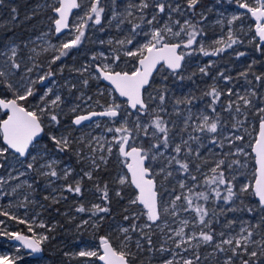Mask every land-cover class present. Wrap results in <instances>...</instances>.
Here are the masks:
<instances>
[{"label": "snow or ice", "instance_id": "snow-or-ice-1", "mask_svg": "<svg viewBox=\"0 0 264 264\" xmlns=\"http://www.w3.org/2000/svg\"><path fill=\"white\" fill-rule=\"evenodd\" d=\"M3 2L0 0V4ZM216 2L220 3V0ZM227 2L244 10L239 15H232L228 20L229 26L244 15H250L254 28L249 26V31L254 34L249 41L256 44V51L264 54V0ZM201 3L202 0H184L183 4L179 0H123L121 4L118 0H54L50 5L55 14L53 31L59 36L69 30L72 33L70 39L58 44L49 40L47 46H41L39 51L30 49L27 59L31 66L22 58L18 59L19 45L11 44L0 49V87L3 88L0 110L6 116L0 119V169L7 171V175H0V196L18 195L21 203L16 206L26 209L34 200L30 198L31 192L22 190L25 187L34 190V185L28 180L21 181V177L36 173L48 178L47 186L52 194L44 199L51 200L52 204L67 200L64 192L82 197L85 191L83 180L98 181L94 173L106 168L113 148L122 166L115 179L121 189L115 190V196L123 199V189H134L128 207L139 206L140 211L129 213L125 208L128 214L123 219L131 223L119 227L122 239L117 237V246H113L108 236H103L100 238L102 254L80 251L78 255L81 257H97L103 264H130V260L135 258L130 245L132 234L136 233L139 238L134 243L138 251H144L146 244L149 253L158 250L162 255L167 253L170 256L162 264H202L203 260H215L220 255L224 258L219 264H264V107L254 104L258 99L255 87L246 88L243 93L234 91L231 86L234 78L221 71L218 77L229 86L220 88L215 83L210 86L203 93L209 98L203 107H197L199 98L192 93L176 97L170 95L166 84L154 87L156 75H161L162 82L169 76L185 80L184 69L194 56H220L234 45L244 43L241 38L245 35L244 26L240 25L237 29L229 27L225 36L206 45L204 22L208 17L203 11H198ZM106 8L111 12L109 25L115 22L118 31L127 25L126 35L122 39L107 41L109 45L115 43L119 46L113 50L115 54L111 63H105L108 57L100 52L91 57L92 64H86L77 71L83 75L91 68L90 75L94 73V78L107 81L111 85L110 99L102 105L97 100L101 111L77 114L71 124L79 127L94 117H107L119 126L106 129L113 133L110 139L96 136L87 140L84 137L73 138L67 128L60 131L63 98L45 82L52 83L51 78L55 75L51 65L84 42L90 24H102ZM73 10L80 11L77 12L76 23L70 24ZM138 37H143V40ZM50 50L54 54L48 63V71L37 72L43 68L38 62L39 56ZM121 55L134 61L127 70H117ZM245 55L244 52L237 53L238 58ZM97 60L100 62L96 63ZM212 63L199 67V72L208 75ZM255 63L249 64L237 79L244 78L248 85L253 81H264V73L258 75L252 71ZM250 74L252 79L248 78ZM187 79L191 80L192 76H187ZM38 84L44 91L37 96ZM83 84L87 86L88 80L84 79ZM75 87L71 85V88ZM99 95L103 96V92ZM32 97L37 99L30 100ZM81 98L90 108L88 101L92 97ZM169 100L171 111L166 106ZM79 107L76 105L70 111L76 113ZM250 109H254L259 122L257 135L247 144L250 151H246L236 142L244 140L239 133L248 120ZM174 115L181 117L179 124L173 119ZM228 117L233 121L231 129ZM46 128L49 131L46 132ZM45 139L54 146L56 153H74L78 162L88 161L89 170L81 169L82 175L77 173L78 178L74 177V182L52 187L57 180L67 181L75 170L69 166L58 170L61 159L42 143ZM201 149H207L208 155L202 154ZM240 156L245 157L243 162ZM249 156L254 161L251 168ZM245 170L249 178L238 182L237 173L244 175ZM13 180L20 183L5 191L4 186ZM94 186L100 193L101 203L87 208L81 203L75 208L77 213L89 214V218L78 227L89 225L91 220V226L98 229L111 214L108 184L101 186L96 182ZM229 213L233 214L230 219ZM237 213L246 214L248 218ZM0 216L27 224L30 235L20 232L5 234L21 242L22 247L32 254L43 252V245L50 239L47 233L53 230L51 227L42 221L29 223L2 207ZM140 216L146 217L143 224L138 223ZM213 224L220 225V230L213 228ZM154 226L164 237L158 249L153 245ZM36 228L45 229V232H37ZM169 241L174 247H166ZM205 246L211 247L212 251L202 258L199 249ZM0 264H16V259L0 256Z\"/></svg>", "mask_w": 264, "mask_h": 264}, {"label": "rangeland", "instance_id": "rangeland-1", "mask_svg": "<svg viewBox=\"0 0 264 264\" xmlns=\"http://www.w3.org/2000/svg\"><path fill=\"white\" fill-rule=\"evenodd\" d=\"M79 2H80V0H79ZM122 2H123V0H118V4H121ZM179 2L182 4L181 0H179ZM249 2L251 3L252 0H249ZM53 3H54V0H37V2L35 3L36 6H34V8L37 9L38 11H41V12L44 9L50 8V11H49L50 14L46 17L42 16L40 18L39 26L41 25L40 27L42 28V30L40 32H38L35 35H26L25 37L14 36L13 34L9 35V29H11V27L13 25H15V24L17 25L19 22L16 20H13L10 16L11 13L6 12L7 10H3L2 8H0V49H4L6 46L11 45V44L19 45L20 46V56L18 57V59L22 58L24 60V62L26 64H28V66H31V62L28 61V59H27L29 52H30V49L36 48L37 51H39L41 46H47V41H49V40L53 44H58L61 41H66V40L70 39L72 36V33H70L69 31H67L66 33H64L61 36H58L57 38H53V35H54V33H53V18H55V17L52 14V8L50 7V5H52ZM212 5L213 4L211 3V4H208V6H207V8H210L212 10V12H211V14H209V16L211 18L208 21L206 20L205 23L208 25H211V26L214 25L216 27L214 29V32H211L210 36L204 38V43L206 45H208L211 41L215 40L216 38H218L220 36H225L229 27H232L233 29H237L240 25H243L245 35H243L241 38L244 40V43L243 44H237L234 46L237 48L241 47V49H243L241 51H244L246 49V47L251 49V47L253 46L256 48V44L251 43L249 41V38L252 37L254 34L252 31H249V26H252V28H254L253 18H251L250 15H244L240 20L235 21L233 25L229 26L228 20L231 19L232 15H239L241 12H244V10L240 9L237 6V4H235V3H228L227 0L220 1V3H218V6H216V7L215 6L212 7ZM78 11H80V10H77L74 13L70 24L76 23V17H77ZM30 16H31V13L29 12L26 18H29ZM110 16H111V12L109 11V9H106L101 27H98L99 25L92 26L90 24L89 29H88L87 34H86V38L84 41H85L87 47H91V48L94 47L92 51H87L86 50L87 48L83 47V50H79L77 57L72 56L70 62L62 61L59 65L53 66L52 71L55 73V75L51 78L52 83L47 82L46 84H48V86L53 88L54 93H58L59 95H61V97L63 98V101L68 102V104H66L67 105L66 109L68 110V112H71L70 109L72 107H75L76 105H80V107L77 109V112L81 111L84 107H86V105L82 102V98H81L82 96H83V98H85L87 96H91L94 100L92 99L93 101L88 102V104L94 105L95 101L97 100V95H99V93L103 92V90H104L101 86H99V88H97L96 91L93 90L90 93H86V91H85L86 86H84L83 80L87 79L88 83L94 84L98 79L94 78V75H95L94 73H93V75H90V73L92 72L91 68L89 69V72H85V73H83V75H81V73L77 70L86 64H89V65L92 64L93 61L91 60V57L93 55H98L100 52H104L105 55L108 57V59L105 60L104 62L105 63H111V57L115 54L113 50L118 49L119 46L116 45L115 43H113L112 45H109L107 43V41L109 39H112L113 41H115L117 39L124 38V36L126 35V32H127L128 26L125 25L124 30L121 31L122 34H118V33H120V31H118L115 28V22H113L111 26L108 23ZM49 20H50V22H48ZM218 21H222V23H218ZM45 34H47V35H45ZM101 34H104V36L101 37ZM138 39L143 40V37H138ZM100 41H104L105 43L102 44V43H100ZM257 42H258V39H257ZM25 45H27V47H25ZM129 47H131V46H129ZM53 54L54 53L50 50L47 53H42L39 56L38 62L43 65V68L37 69L36 70L37 72H47L48 71L47 70L48 69V63L50 62ZM245 56L246 57L248 56V52H246ZM203 57L206 58V63H209V62H213L214 58L217 56H203V55L194 56V57L190 58L189 65H191V66L194 65V66L198 67L197 69L199 70V67L206 65V63L203 60L204 59ZM250 60H252V59L250 58ZM124 61H128V63L126 64V63H124ZM99 62H100L99 60L96 61V63H99ZM130 66H131L130 58H126L123 55H121V63L119 64V67L117 68V70L125 69L126 67L128 68ZM61 68H63L62 72L60 71ZM221 84L226 85V83L223 81V79H221ZM71 85H76V87L71 88ZM251 87H253V85H248V84L242 83L240 86H236L233 89H234V91H240L241 93H243V91L246 88H251ZM43 91H44V89H41L37 93V96ZM177 97H181V96H177ZM262 97H263V95L258 97V99L254 100V104L257 107H264V98H262ZM234 98L235 97H233V99ZM36 99H37V97L30 98V100H33V101ZM170 111H171V106H170ZM62 113H63V110H62ZM224 115L227 116L226 113ZM173 118L177 121L178 120L180 121V119H181V117H177L175 115L173 116ZM239 119H243V117H239ZM258 122H259V117L254 115V109L248 110V120H247V122L244 123L243 128L240 129V133H239L240 135L244 136V138L246 140H243V142H240V141L236 142L237 144L244 146L246 151H250V149L247 147V144L251 140H253V138L256 136ZM97 123L99 124V127L96 126ZM232 123H233V121H231V118L228 117L229 129H231ZM103 125H107V126L111 127L110 124L108 125V124H106V122L98 120V121H95V122L89 124L88 126H82L81 128H79V131H77L76 134H74V138H79V137L85 138V135L90 133V134H92V136L107 137L108 139H110L111 136L113 135V133H108L103 128ZM65 128H67L68 131H70V132L72 130L71 127L69 126V123L63 124L62 127L60 128V131L63 132L65 130ZM244 129H247L248 131L245 132ZM48 131H49V129H48ZM53 131H55V129H53ZM249 133H251V135H249ZM42 143H44V141ZM77 147H80V146L77 145ZM209 147H211V146L209 145ZM114 150L116 151L115 148H113V152H114ZM217 150H219V149H217ZM226 150L227 149H225V151ZM84 151H85V149H84ZM85 152H87V151H85ZM72 154L75 157V163L79 164L78 167L74 166L75 164H72L68 161L62 160L63 158H62L61 154L53 152V155H55L61 159L58 170L64 168L65 166H69V167L73 168L75 171L73 172L72 176H69L67 181H64V183H61L60 180H57L55 182V184L52 185V187H55L56 185L60 186V185H63L65 183L74 182L73 178L77 177V173H80V175H82L81 169H83L85 171L89 170L88 161L78 162L76 155L74 153H72ZM204 154L206 155V153H204ZM239 158L241 159L242 162L245 160V157H243V156H240ZM247 159L249 160V168H251L252 165L254 164V162L252 161L251 156H249ZM20 170L23 171V169H20ZM120 171H121V169L118 171L111 172L109 174L111 182L115 181L117 174ZM15 174L16 173L14 172L13 175H15ZM0 175H7L6 169H0ZM237 177H238V182H243L247 178H249V173L247 170H245L244 175H240L239 173H237ZM23 180H28L30 183H33L34 190L36 188L40 189V191L43 190L45 193V195L43 194L44 197L51 195V194H49V191H51V188L47 186L48 185V178L40 177L36 173H30L24 177H21V181H23ZM36 182H39L41 184V186H37ZM17 183H20V181H16V180L11 181V184L4 186L5 191H9L11 186L15 185ZM34 190H29L25 187L22 191L32 193ZM66 195L67 194H65V196ZM30 198L32 200H34V203L36 204L35 209H31V208L25 209L23 207H17L16 205L21 203V200H20L18 195L0 196V207H2L4 210L9 211L11 214L16 215L20 219L28 220L29 223H32L33 220H36L37 222L42 221L45 223V221H44L45 215L43 214V210L41 208V205H43L42 200L40 199L41 197L36 198V197L31 196ZM82 199H85V198L82 197V198H80L79 201H83ZM128 201H127L126 206H124V208H123L124 212H125V208H128L129 213L140 211L139 206L128 207ZM63 203L65 204L66 202L63 201ZM9 204H11L12 206L9 207ZM66 204L68 205V203H66ZM91 204L92 203H88V207ZM72 205H74V204L72 203ZM62 214H65V211H63ZM126 214H128V213L125 212L124 215H126ZM124 215H123V217H124ZM184 215H188V214H184ZM236 215H244V217L246 219L248 218L246 216V214L237 213ZM228 216L230 219V218H232L233 214L229 213ZM74 218L77 219V223L74 224L75 230H77L78 225H80L84 219H88L89 216H84V215L82 216L77 212L76 213L73 212L71 214V216L68 217V219L71 221ZM145 220H146V218L144 216H140L138 218V223L143 224L145 222ZM0 221H3V224H0V256H8L10 258L16 259V264H56L54 262H50L48 256H46L44 251L40 255V257H38V258L23 260V258L25 257V252L21 250V247L19 245L9 242L7 240L9 235L5 234V233L19 232V231L10 230L8 228V225L5 223V221H6L5 218H1ZM91 223H92V221L90 220L89 225H84V227H86V228L92 227ZM114 223H112V225H113L112 230H114L115 228H118V233L116 234V237H119L120 239H122V236H120L119 227H126L131 223V221H125L124 219H121L119 222L116 223V226H114L115 225ZM16 224H19V222L17 221ZM21 225L25 227V230H27V227H28L27 224H21ZM33 226L35 227V225H33ZM175 226L176 225L173 224V227H175ZM49 227L53 228L52 226H49ZM71 227H73V226H70V228ZM36 231L43 233V231L38 230L37 228H36ZM152 231L154 233L153 237H152L153 245H154L155 249H158L160 247V245L163 243L164 237L159 232V230L157 228H155V226L153 227ZM132 235H133V242L131 243V245H133L135 240L139 238L136 233H133ZM141 243L143 244L144 242L141 241ZM131 245H130V248H131ZM145 245H144V248H145L144 251H142V252L138 251L136 249L135 245H134L135 250L133 251V253L135 252V255H136V252L143 253V259H144L143 261L145 262L144 264H162V261L164 259L170 258V256L167 253L162 255L158 250L149 253L147 251V248L145 247ZM166 247H174V245H172L171 241H169L168 244L166 245ZM74 248L75 247H73L71 249V251H69L68 255L71 256V258H70L71 260L78 259V261H77V263H72V264H86L88 262V259L78 255V253L80 251H96L91 246L89 247L86 245H81V247H79L77 249H74ZM211 251H212V248L207 247V246L199 249V252H200L202 258L204 256H206L208 253H210ZM185 255H190V253H186ZM223 258H224L223 255L218 256L215 260L209 258L207 260H203L202 264H219V262L222 261Z\"/></svg>", "mask_w": 264, "mask_h": 264}, {"label": "trees", "instance_id": "trees-1", "mask_svg": "<svg viewBox=\"0 0 264 264\" xmlns=\"http://www.w3.org/2000/svg\"><path fill=\"white\" fill-rule=\"evenodd\" d=\"M181 1L183 4L184 0ZM36 2L37 0H4L3 4H0V8H2L3 10H7L6 12L11 13L10 14L11 18L19 22L17 25L15 24L11 27V29H9V35L13 34L14 36L25 37L26 35H35L42 30V28L40 27L41 25L39 26L40 24L39 20L42 16L46 17L50 14L49 13L50 8L44 9L42 12L38 11L37 9L34 8V6H36L35 4ZM211 3L213 4L212 7L218 6L216 0H202L201 5L198 6V11H203L207 15L208 17L207 21L211 18L209 14H211L212 10L209 11L210 8H207L208 4ZM13 9L16 10L15 13L13 12ZM29 12L31 13V16L29 18H26ZM48 22H50V20ZM101 26L102 25H99L98 27ZM215 27L216 26L214 25L211 26L204 22V31L207 33L206 37L210 36L211 32H214ZM118 34H122V32L120 31V33ZM103 36L104 34H101V37ZM53 38H57V36L53 35ZM83 47H86L87 51H92L94 48V47L93 48L87 47L84 41L78 48H73L67 56L62 57L61 60L57 61L55 64H52L51 70H53V66L59 65L62 61L70 62L72 56L77 57L79 50H83ZM241 50H243L241 49V47L237 48L233 46L232 49H228L222 55L217 56L215 58L213 57L215 62L213 61L214 63H212V66L208 69V75L206 76L199 72V70L197 69L198 67L191 65H188L187 68L184 69L183 74L185 75L186 78L183 81L174 79L173 77L169 76L167 81L161 82L162 81L161 75H156L154 87L157 88L161 87L163 83L167 85L170 95L174 94L177 97L192 93L193 95L199 98L198 102L204 101L203 104H207L206 101H208L207 100L208 97H204L203 93L206 90H208L210 86H212L214 83L220 88H225L228 86L225 84H221L222 78L218 77L219 72L223 71L225 75H231L234 78L233 81L231 82L233 88H235L236 86H240L242 83L247 84L244 78L240 77L237 79V77H239L240 72L247 70L248 65L252 64L253 61H256V63L253 64L252 71L258 75L264 73V54L256 51V48L253 46L251 47V49L246 47L244 51ZM238 52H244V53L248 52V56L247 57L242 56L238 58L237 57ZM250 58L252 60H250ZM203 60L206 63V58H204ZM130 61L134 62L132 58H130ZM207 64L208 63H206V65ZM125 70H127V67L125 68ZM189 75L192 76L191 80L187 79V76ZM248 78L252 79L251 74L249 75ZM47 82L48 81H46L45 83ZM252 85L256 89L257 97L263 95L262 98H264V81H261L259 83L253 81ZM36 87H37V93L41 89H43L39 84ZM184 90H186V92ZM85 91L86 93L92 91V83H88V85L85 87ZM2 92H3V88L0 87V93ZM98 99L101 105L106 104L105 101L101 100L100 96L98 97ZM62 110H63L62 113V125H63L64 123H66V119L71 116L70 115L71 113L69 114L65 106H62ZM2 117H3V113L0 112V119ZM111 126L115 127L118 125L111 124ZM105 129H107V127ZM244 140L246 139L244 138ZM48 143H49L48 147H51V143L50 142ZM61 155L63 160L75 164V166L78 167L79 164L75 163V157L73 156L72 153H65ZM121 167L122 166L119 164L114 150L113 155L108 160V164L106 168L102 167L100 171L94 173V176L98 177V181H100L102 184L107 183L109 187V197L111 200V204H110L111 214L106 217V219L108 220V224H110V222L115 221V219H113L114 217H116L117 219L118 218L122 219L124 215V211H120V210L117 211V207L124 208L128 199L134 195V190L132 188H125L122 191L123 199L115 196V190H120L121 186L115 183V181L111 182L109 174L111 172L120 170ZM36 183L38 186L39 182ZM43 194L45 195L44 191L40 192L38 188H36L31 193V196L33 197L36 198L41 197L40 199L42 200V204L44 206L42 210H43V214L45 215L44 217L45 224L53 227L52 228L53 230L47 233L50 239L43 245V251L46 254V256H48L50 262L55 263L57 261L62 264H72V260L70 259L71 257L68 255L69 249L66 247L67 243L70 242L68 240L71 239L72 242H74L75 244L81 241H85L86 237L89 235V232H86L87 228L84 226L78 227L77 230H75L74 224L77 223V219L74 218L71 221L68 219L69 214L66 210V205H67L66 203H68L67 200H61V202L58 204H52L51 200L44 199ZM73 197L77 198L76 195H73ZM63 201L66 203L64 204ZM81 203H83L84 206L86 207L84 201L81 202L75 201V205L77 206ZM77 206H75L73 209H75ZM27 208L35 209L36 204L34 202L30 203ZM57 209L59 211H56ZM63 211H65V214H62ZM73 212L76 213L75 210ZM79 214L83 216V214L85 213L83 214L79 213ZM1 218H5L6 220L5 223L8 225V228L10 230H17L19 232L25 231L24 230L25 227H23L20 223L16 224L17 222L16 220H12L9 217H5V216H0V219ZM221 223H223V219H221ZM70 226L73 227L70 228ZM213 228L220 230V225L213 224ZM37 229L45 232V229H41V228H37ZM97 234H99V232H97ZM143 260L144 259H142L141 261Z\"/></svg>", "mask_w": 264, "mask_h": 264}, {"label": "flooded vegetation", "instance_id": "flooded-vegetation-1", "mask_svg": "<svg viewBox=\"0 0 264 264\" xmlns=\"http://www.w3.org/2000/svg\"><path fill=\"white\" fill-rule=\"evenodd\" d=\"M54 33V32H53ZM58 37V36H57ZM131 63H132V61H130ZM188 65H189V63H188ZM194 66V65H193ZM99 86H101L104 90H103V96H100V95H97V100H99L98 99V97L100 96V98H101V100L102 101H105V103H107V102H109V99H110V96H109V90H110V87H108L107 85H105L104 83H102L99 79L93 84L92 83V91L93 90H97V88H99ZM91 91V92H92ZM185 92H186V90H184ZM88 93H90V92H88ZM94 95V94H93ZM88 97V96H87ZM86 98V97H85ZM93 99V98H92ZM209 99V98H208ZM207 99V100H208ZM94 100V99H93ZM93 100H91V101H93ZM96 100V101H97ZM206 100V99H205ZM91 101H88V102H91ZM96 101H95V103H94V105H91V107L89 108V107H87V105H86V107H84L81 111H79V112H76V113H73V112H69V114L71 115L70 117H68L67 119H66V123H69V126L71 127V136L74 138V134H76V132L77 131H79V128H81L82 126H88L89 124H91V123H93V122H95V121H98V120H100V121H104V122H106V124H113L110 120H109V118H107V117H101V118H96V119H94V120H91V121H89V122H87V123H85V124H82L81 126H79V127H77V126H73L72 124H71V121H72V118L75 116V115H77V114H83V113H86V112H89V111H93V110H95V111H100V110H102V108L100 107V105H97V103H96ZM120 101H123V100H121L120 99ZM65 103H63V105L62 106H67L66 104H68V102L67 101H64ZM203 102L204 101H199V102H197V107H203L204 105H206V104H203ZM206 102H208V101H206ZM167 106H168V108H169V111H170V106H171V100H169L168 102H167ZM194 110H196V109H194ZM1 112V111H0ZM2 113V112H1ZM174 119V118H173ZM181 120V119H180ZM177 121V120H176ZM232 121V120H231ZM177 123L179 124L180 123V121L178 120L177 121ZM65 124V123H64ZM106 127H109V126H107V125H103V128L105 129ZM112 127V126H111ZM106 130V129H105ZM45 131L47 132L48 131V129L46 128L45 129ZM72 132H73V134H72ZM92 136V134H90V133H88L87 135H85V139L87 140V139H89L90 137ZM178 142V141H177ZM44 143L45 144H47V146L49 145V143H48V141H47V139H45L44 140ZM49 149H53V152H55V150H54V146L51 144V147H48ZM85 151H87V149H85ZM201 151H202V154H204V153H206V155H208V151H207V149H201ZM215 151H219V150H217V149H215ZM115 153H116V151H115ZM205 155V154H204ZM62 156V155H61ZM116 157H117V155H116ZM63 160V159H62ZM75 166V165H74ZM75 168V167H74ZM61 181V183H64V181H62V180H60ZM96 182H98V183H100L101 184V186H103V184L100 182V181H96ZM96 182H94V181H89V180H87L86 178L83 180V188L86 190V191H84L83 192V196L82 197H84L85 199H82L84 202H85V204H86V208L88 207V203H101V201H100V199H99V196H100V193L96 190V188H95V183ZM173 184H174V182H173ZM38 186H41V184L40 183H38ZM58 185H56L55 187H57ZM40 190V189H39ZM40 192H43V190H41ZM49 194H52V192L51 191H49ZM65 194H67V202H68V205H66V210H67V212H68V214H69V217L71 216V214L73 213V211L75 210V209H72V208H74L75 206H77V205H75V201H79L80 200V198H82V197H80V196H76L77 198H74L73 197V195L74 194H69V193H67V192H64V195ZM131 198H132V196H131ZM130 199V198H129ZM128 199V200H129ZM79 202H81V201H79ZM72 203L74 204V205H72ZM126 204H127V202H126ZM126 204H125V206H126ZM72 205V206H71ZM74 206V207H73ZM65 210V211H66ZM71 210H73V211H71ZM124 211L123 210V208H121V207H117V211ZM125 213V212H124ZM83 214V213H82ZM185 214H187V213H185ZM83 215H85V216H89V214L88 213H85V214H83ZM107 217V216H106ZM146 218V217H145ZM93 219H95V218H93ZM113 219H115V221H113V222H110V224H108V220L105 218L102 222H101V226L97 229V228H93V227H90V228H87L86 229V232H89V235L86 237V240L85 241H81V242H78L77 244H75L74 242H72V240L71 239H69L68 241H70L69 243H67V248L69 249V251H71V249L73 248V247H75L74 249H77V248H79V247H81V245H86V246H91L92 248H94L98 253H100V254H102V251H103V249H102V246H101V244H100V238L101 237H103V236H108L110 239H111V241H112V243H113V246L115 247V246H117V244H118V240H117V237H116V234L118 233V228H115L114 230H112V227H113V225H112V223H114L115 225L114 226H116V223L117 222H119L121 219H117L116 217H114ZM122 219H123V217H122ZM110 221V220H109ZM24 227V226H23ZM25 230V229H24ZM97 232H99V234H97ZM21 233H23V234H29L30 235V233H28L27 232V230H25V231H22ZM114 236V237H113ZM8 240V239H7ZM10 242V241H9ZM134 243H133V245H131V251L133 252L134 250H135V248H134ZM21 247V246H20ZM145 247L147 248V245H145ZM21 250L22 251H24L25 252V257L23 258V260H25V259H34V258H27V255H28V252L23 248V247H21ZM43 253V252H42ZM42 253H40V255L42 254ZM135 253V252H134ZM40 255L38 256V257H40ZM38 257H36V258H38ZM71 257V256H70ZM86 259H88V262L86 263V264H103L102 263V261H100L97 257H85ZM143 259V253H138V252H136V255H135V258L134 259H131L130 260V264H144L145 262L144 261H141ZM137 261V262H136ZM141 261V262H140ZM56 264L58 263V264H62V263H59V262H55ZM72 263H77V259H73L72 260Z\"/></svg>", "mask_w": 264, "mask_h": 264}, {"label": "water", "instance_id": "water-1", "mask_svg": "<svg viewBox=\"0 0 264 264\" xmlns=\"http://www.w3.org/2000/svg\"><path fill=\"white\" fill-rule=\"evenodd\" d=\"M78 2H79V0H78ZM77 10H73V15H74V13L76 12ZM52 14L54 15V17H55V14L53 13V11H52ZM73 15H72V17H73ZM71 20H72V18H70V21H69V23H71ZM53 30H54V24H53ZM67 31H69V30H65V32H63V33H61L59 36H61V35H63L64 33H66ZM54 32V31H53ZM54 35L55 36H57L55 33H54ZM258 39V38H257ZM102 83H104L105 85H107L108 87H110L111 88V85L110 84H108V82L107 81H104V80H102V79H99ZM121 100H123V98H120ZM2 113H3V117L1 118V119H4V118H6V116H5V112L3 111V110H0ZM101 111V110H100ZM88 112H86V113H83V114H87ZM74 118V117H73ZM72 118V119H73ZM96 118H101V117H94L92 120H94V119H96ZM87 122H89V121H85L83 124H85V123H87ZM257 131H258V125H257ZM256 135H257V133H256ZM254 162V161H253ZM126 171V170H125ZM134 190V189H133ZM21 233V232H20ZM8 241H10L11 243H13V244H17V245H19V246H21L22 247V245H21V242H19V241H17V240H15L13 237H11V236H9L8 238ZM27 251V250H26ZM28 252V255H27V258H36V257H38L40 254H32V253H30L29 251H27ZM103 263V262H102Z\"/></svg>", "mask_w": 264, "mask_h": 264}]
</instances>
